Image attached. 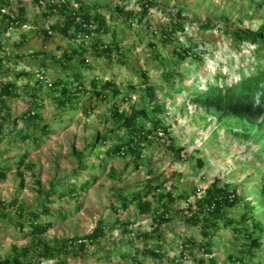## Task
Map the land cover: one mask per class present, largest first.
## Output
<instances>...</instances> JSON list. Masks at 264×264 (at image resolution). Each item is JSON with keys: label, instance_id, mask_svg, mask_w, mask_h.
<instances>
[{"label": "trees", "instance_id": "16d2710c", "mask_svg": "<svg viewBox=\"0 0 264 264\" xmlns=\"http://www.w3.org/2000/svg\"><path fill=\"white\" fill-rule=\"evenodd\" d=\"M14 1L18 3L16 9L13 7ZM23 1L0 0V138L5 135L4 123L10 119L9 100L24 96H29L37 109L30 108L14 120V123L24 121L27 128L33 130L29 135H23L22 140L38 143L52 134L51 125L44 122L39 111L42 82L20 87L9 80L12 76L19 80L31 75L29 72L12 70L13 65L25 59L20 52L27 47V35L22 34L20 41L14 43L13 47L17 50L14 55L8 56L3 43L10 30H21L24 26L33 27L35 35L43 40L42 48L30 53V59H39L43 68L51 61L63 72L69 71L51 86L55 94H58L52 96V100L61 115L81 110L85 116H90L97 108L93 102L111 100V97L117 99L122 95L121 87L116 81L94 78L89 84L84 71L85 68L89 71L92 69V65L88 64L89 58L107 59L134 70L133 61L129 58L130 47L122 45L121 31H132L141 24L152 30L153 37L148 45L160 74L158 79L161 87L158 90L165 94V101H159L157 87L150 84L152 79L149 72L153 68L135 69L139 82L130 80L128 85L133 91L140 86L144 87L147 107L132 105L129 111L121 110L119 104H114L109 109L108 118L113 122V127L103 134L95 135L85 151L74 150L78 169L67 177L72 182L61 183L62 186L52 181L49 189H44L40 181H35L39 195L36 207H29L26 202L16 198L10 202L0 199V219L13 224L19 232L31 239L27 245L13 244L6 256H0V264H70V257L90 256L91 247L100 246L108 232L115 229L121 230L122 235L129 236L128 239H121L116 247L96 251L99 260H116L121 264H180L185 259L193 258L198 264H206L205 256L214 253L216 239L228 231L238 241V244L233 245V253L228 256L230 264H264V170L259 173L260 179L257 182V186H262V189H255L258 195L254 200H247L240 193V186L224 184L219 178L213 179L205 189L192 187L180 190V185L177 184L166 189L169 179L165 178L164 173L150 168L146 180L139 184L137 190L128 192L126 189L118 193V200L111 203V209L117 215L112 221L100 219L93 231L84 236L75 235L54 241L46 239L45 236L55 225L49 219L56 217L64 220L70 215L65 210L56 212L51 208L53 197L78 200L97 181V176H91L80 182L79 178L84 172H102L105 162L114 157L130 159L139 169L140 163H145L144 150L153 146L166 145L176 161L184 158L185 149L175 145L174 139L170 137V126L164 120L169 115L173 97L190 87L183 69L185 63L190 58L197 63L203 60L193 44L182 46L179 38L190 35L187 24L202 32L217 29L220 25L203 21L191 23L183 15L186 11L184 6L177 9L175 14H165L166 21L153 22V9L166 10L157 0H136L138 11L126 10L121 5L106 7L112 16L111 20L102 12L105 6L83 0H33L41 12L37 17L30 18ZM237 23L242 21L239 19ZM221 32L236 47L241 44L255 47V62H251V70L247 74L242 72L240 79L236 81L229 77L223 80L218 73L214 83L207 82L201 89L192 91L191 102L204 110H214L219 114L220 120L234 118L249 129L257 128L264 136V22L257 30H240L225 24ZM56 36L66 41V45H56L60 55L47 50L48 42ZM146 37V34H140L139 42L143 43ZM170 47L172 56L167 57L161 53L162 50L168 51ZM41 73L44 76V72ZM125 98V101L131 102L129 94ZM244 137L250 138L251 135L247 133ZM92 155L104 165L89 163L88 158ZM14 160L16 162L12 164ZM258 160L262 162L260 166H264V156L258 157ZM197 161L198 168L202 169L205 166L203 158H198ZM263 168L256 167L257 171ZM33 169L34 164L28 161V153L19 157H4L0 154L1 180L7 179L10 172H15L21 178L23 186L25 172ZM110 173V176L115 177L113 167ZM131 206H134L138 217L150 219L147 231L134 232L131 227L135 221L120 217L121 210L128 211ZM240 207L244 210L242 214H229V211ZM43 217L47 221L44 222ZM194 251L203 252V257L192 256ZM210 263L218 264L215 258H211Z\"/></svg>", "mask_w": 264, "mask_h": 264}, {"label": "rangeland", "instance_id": "374dc122", "mask_svg": "<svg viewBox=\"0 0 264 264\" xmlns=\"http://www.w3.org/2000/svg\"><path fill=\"white\" fill-rule=\"evenodd\" d=\"M91 4L105 6L102 12L111 20L112 16L106 7L124 6L126 10L138 11L136 0H83ZM166 10L153 9L151 11L153 22L166 21L167 15L176 13L177 9L184 6V16L188 17L193 24L198 22H209L212 25H220L216 29L207 32L198 30L195 26L187 24L189 36H180L182 46L193 44L197 52L201 55L202 62L197 63L193 59L187 60L184 65L187 75L186 81L190 83L188 90L173 97V104L169 108V115L164 120L166 125L170 126V137L174 139L177 147L185 149L184 158L180 161L174 160L172 152L167 150L166 145L159 147H149L143 152V162L141 167L136 168V164L130 159L114 157L105 162L102 172H84L79 181H85L91 176H97V181L84 191L78 200L66 198L60 200L53 197L51 208L58 212L65 210L70 215L64 219L50 218L55 222L46 239L54 241L55 239L73 237L75 235L84 236L93 231L100 219H114L117 215L111 209V203L118 200V193L126 190L132 191L139 188V184L146 180L148 170L153 168L158 173H164L165 178L169 179L166 183V189L171 185H180V190L192 187L205 189L213 179L219 178L224 184L231 183L233 186H240V193L247 200H254L257 191L262 186H257L260 179L256 167H264L258 157L264 156V136L257 128H248L243 122L234 118L225 120L219 119V114L214 110H204L191 102L192 91L202 88L207 82L214 83L216 75L221 74L222 79L229 77L231 80H239L241 73L246 74L251 70V62H255V47L249 44L234 46L231 40L226 37L221 28L227 24L231 28L257 30L264 22V0H157ZM23 4L27 7L28 16L35 18L41 12L33 0H24ZM18 3L13 2L16 9ZM8 11V10H6ZM242 23H237L238 20ZM54 22V19L52 20ZM215 27V26H214ZM122 45L130 47L129 58L133 61L134 70L107 59L89 58L88 64L92 69L85 68L84 75L87 83L94 78L104 80H114L121 87L122 95L117 99L111 97V100L95 101L97 108L90 116L80 110L61 115L55 106L52 96L58 95L53 91L52 83L58 78L62 79L69 72H63L51 61L43 68L40 60H31L29 54L39 51L43 46L42 38L35 35L33 27L27 26L21 30H10L3 40L5 51L10 55L17 53L13 45L20 41L21 35L26 34L29 41L26 49L22 53L24 60L19 64L13 65L15 72H29V77H23L16 80L14 76L9 78L20 87L24 85H35L40 83L41 94L40 112L44 122L51 125L52 134L44 137L38 143L23 141V135H29L31 129H28L25 122L19 120L14 123L17 117H20L30 108H36L35 103L29 96L9 100V122L4 123V137L0 138V154L4 157L28 153V161L34 164V169L24 174L25 183L22 186L21 178L15 173L10 172L8 178L0 179V199L12 201L14 198L24 201L29 207H36L39 203L37 185L35 181H40L44 189H49L50 182L59 184L72 182L67 178L68 175L78 169L77 159L74 150L83 152L87 149L95 135L103 134L113 127V122L109 120V109L114 104H119L122 109L131 110L132 105L138 108H144L148 105V99L144 96V87H138V90L130 89L128 85L130 80L138 83L136 70L138 68L152 69L149 72L151 85L161 87L159 73L152 59L150 46L148 43L152 39V30L146 29L144 24L135 26L131 31L124 29ZM121 34V35H122ZM146 34L144 42H139V35ZM154 39V38H153ZM110 40V38H109ZM66 45V41L60 36L50 40L47 50L55 55H60L57 50V44ZM163 55L172 56V47L162 50ZM3 55V53H1ZM18 60V59H15ZM136 69V70H135ZM44 72V76L41 73ZM159 78V79H158ZM159 101H165L161 90L156 91ZM130 95L131 102L124 100L126 95ZM126 99V98H125ZM5 113V112H4ZM0 114V121L2 120ZM26 130V131H25ZM25 131L24 133H21ZM250 133V138H245L244 134ZM13 158V157H12ZM198 158H203L205 166L198 168ZM14 159V158H13ZM89 163L95 162L103 164L96 156L88 158ZM12 162V164H14ZM112 167L116 171L115 177L110 176ZM253 176V177H251ZM259 177V178H258ZM264 179V178H263ZM253 181H256L255 183ZM61 184V185H62ZM63 186V185H62ZM256 189V190H255ZM258 195V194H257ZM195 199V198H194ZM192 199V201H194ZM183 206L185 204L183 203ZM244 210L236 208L229 211V214L240 215ZM134 212V206L128 211L121 210L122 219H131L135 221L131 229L134 232L147 231L150 228V219L138 217ZM45 222L47 218L43 217ZM112 221V220H111ZM111 223V222H110ZM135 234V233H134ZM193 234V233H191ZM171 235V233H169ZM231 233L226 231L216 239L214 253L206 257V264H211L210 259L215 258L218 264H230L228 256L233 253V245L238 244ZM129 236L122 235L121 230L115 229L109 231L107 238L100 246L91 247V254L87 257H70V264H121L116 260H99L96 251H103L108 247H116L121 239H128ZM132 237V236H130ZM171 237V236H169ZM31 239L13 225L0 219V256H6L13 244L19 246L27 245ZM122 241V240H121ZM192 256L196 258L203 257V252L194 251ZM54 262H45L53 264ZM171 264V263H165ZM180 264H198L193 258L185 259Z\"/></svg>", "mask_w": 264, "mask_h": 264}, {"label": "built area", "instance_id": "2783aa9c", "mask_svg": "<svg viewBox=\"0 0 264 264\" xmlns=\"http://www.w3.org/2000/svg\"><path fill=\"white\" fill-rule=\"evenodd\" d=\"M25 28H27V26H24Z\"/></svg>", "mask_w": 264, "mask_h": 264}, {"label": "clouds", "instance_id": "9594fccd", "mask_svg": "<svg viewBox=\"0 0 264 264\" xmlns=\"http://www.w3.org/2000/svg\"><path fill=\"white\" fill-rule=\"evenodd\" d=\"M23 28H25V27H23ZM263 172V171H262ZM262 172H260V173H262Z\"/></svg>", "mask_w": 264, "mask_h": 264}]
</instances>
